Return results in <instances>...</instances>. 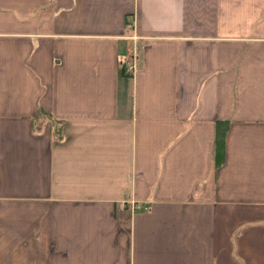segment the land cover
Returning a JSON list of instances; mask_svg holds the SVG:
<instances>
[{"label": "crops", "instance_id": "crops-1", "mask_svg": "<svg viewBox=\"0 0 264 264\" xmlns=\"http://www.w3.org/2000/svg\"><path fill=\"white\" fill-rule=\"evenodd\" d=\"M0 264H264V0H0Z\"/></svg>", "mask_w": 264, "mask_h": 264}, {"label": "trees", "instance_id": "trees-1", "mask_svg": "<svg viewBox=\"0 0 264 264\" xmlns=\"http://www.w3.org/2000/svg\"><path fill=\"white\" fill-rule=\"evenodd\" d=\"M222 137H223V133L222 131H219V133H217V143L222 140Z\"/></svg>", "mask_w": 264, "mask_h": 264}]
</instances>
